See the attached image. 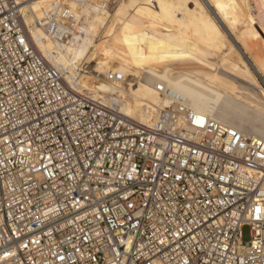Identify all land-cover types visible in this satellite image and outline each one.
<instances>
[{
  "label": "built area",
  "instance_id": "obj_1",
  "mask_svg": "<svg viewBox=\"0 0 264 264\" xmlns=\"http://www.w3.org/2000/svg\"><path fill=\"white\" fill-rule=\"evenodd\" d=\"M29 1L0 0V264H264V140L176 92L143 124L74 88Z\"/></svg>",
  "mask_w": 264,
  "mask_h": 264
},
{
  "label": "bare ground",
  "instance_id": "obj_2",
  "mask_svg": "<svg viewBox=\"0 0 264 264\" xmlns=\"http://www.w3.org/2000/svg\"><path fill=\"white\" fill-rule=\"evenodd\" d=\"M206 1L30 0L24 19L70 85L125 116L157 120L176 92L196 114L264 140V88L235 47L224 48L226 34L207 7L232 32L240 27L238 43L264 74V0H252V17L248 0ZM53 22L73 29L69 43L49 37ZM113 73L124 79L110 82ZM248 114L263 119L252 128L260 138L235 125Z\"/></svg>",
  "mask_w": 264,
  "mask_h": 264
},
{
  "label": "rangeland",
  "instance_id": "obj_3",
  "mask_svg": "<svg viewBox=\"0 0 264 264\" xmlns=\"http://www.w3.org/2000/svg\"><path fill=\"white\" fill-rule=\"evenodd\" d=\"M206 2L207 1L205 0V3ZM248 3H249L250 15L252 17L254 15V12H252L251 11V8H250L251 7V4H252V0H248ZM207 7H209L208 8L209 11H211V13L219 21L220 25L222 26V28H223V30H224V32L226 34V40H225L224 48L225 49H228V43L232 44L235 47L237 53L240 55V57L243 60V62H245L249 66V68L251 69V71L253 72V74L256 76V78L258 79V81L261 84V86L264 88V74H263V72L258 67V65L255 62V60L252 57V55H250L249 53H246V51L244 50V48L237 41L238 40L239 33L241 32L240 31V27L237 28V30L235 32H232V30L229 29V27L226 24V22L223 21V19H221V17L217 15L216 6H214V5H211L210 6L207 3ZM188 31L190 32V29ZM129 83H130V80L128 79L127 82H126V84H129ZM236 111H237V109H236ZM262 120L263 119L257 117L256 115L254 116V115L248 114V115L243 116L242 119L240 118L239 121L234 122V123H235L236 126L241 127L242 129H244L248 133H251V135H253L255 137H259V136L255 135L256 132L253 131L252 128H254L257 125H258V127H260L259 124L262 123ZM228 126H230V125H228Z\"/></svg>",
  "mask_w": 264,
  "mask_h": 264
}]
</instances>
